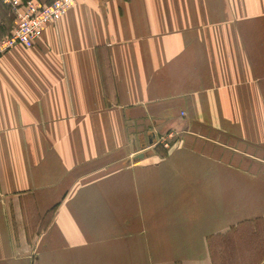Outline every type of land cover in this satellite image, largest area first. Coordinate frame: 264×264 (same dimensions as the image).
<instances>
[{"label": "crops", "instance_id": "1", "mask_svg": "<svg viewBox=\"0 0 264 264\" xmlns=\"http://www.w3.org/2000/svg\"><path fill=\"white\" fill-rule=\"evenodd\" d=\"M0 264H264V0H76L2 53Z\"/></svg>", "mask_w": 264, "mask_h": 264}, {"label": "built area", "instance_id": "2", "mask_svg": "<svg viewBox=\"0 0 264 264\" xmlns=\"http://www.w3.org/2000/svg\"><path fill=\"white\" fill-rule=\"evenodd\" d=\"M76 0H0L12 13L14 25L8 34L0 37V55L16 44L31 46L42 34L44 27L53 24L65 14ZM171 134H164L160 142L169 148Z\"/></svg>", "mask_w": 264, "mask_h": 264}, {"label": "rangeland", "instance_id": "3", "mask_svg": "<svg viewBox=\"0 0 264 264\" xmlns=\"http://www.w3.org/2000/svg\"><path fill=\"white\" fill-rule=\"evenodd\" d=\"M4 14V17L0 21V37L5 35L13 28L12 15L5 7H0V17Z\"/></svg>", "mask_w": 264, "mask_h": 264}]
</instances>
